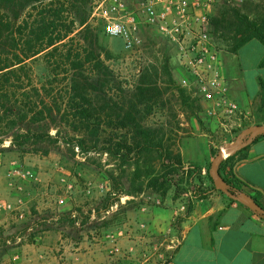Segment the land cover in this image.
<instances>
[{"label": "trees", "instance_id": "trees-1", "mask_svg": "<svg viewBox=\"0 0 264 264\" xmlns=\"http://www.w3.org/2000/svg\"><path fill=\"white\" fill-rule=\"evenodd\" d=\"M92 2L0 0V154L17 150L22 155H48L67 148L69 154L76 151L86 160L92 155L105 158L98 165L105 168L114 200L146 192L165 199L172 190L175 199L193 194L184 186L193 184L195 174L202 182V169L184 163L183 136L149 120L164 96L163 78L183 106L193 108L195 102L201 105L200 100L175 80L169 57L160 66L146 68L132 84L121 80L105 64L111 55L91 25ZM231 17L236 47L252 40L264 45V21L252 20L236 9ZM218 29L214 27L213 33L217 35ZM40 57L51 75L38 84L30 62ZM262 97L264 101V84ZM6 141L10 145L4 148ZM211 152L214 158L219 154L215 149ZM235 156L226 159L219 172L234 194L244 195L239 181L228 177ZM206 178L216 189L211 165ZM193 198L199 199L193 195L188 210ZM251 200L262 206L257 198ZM27 227L28 223L14 228Z\"/></svg>", "mask_w": 264, "mask_h": 264}, {"label": "crops", "instance_id": "crops-1", "mask_svg": "<svg viewBox=\"0 0 264 264\" xmlns=\"http://www.w3.org/2000/svg\"><path fill=\"white\" fill-rule=\"evenodd\" d=\"M220 43L222 71L230 81V98L245 117L235 121L231 127L222 128L217 119L208 115L206 105L201 103L203 121L187 123L188 132L181 139L183 161L186 165H196L207 171L214 161L211 150L219 151V147L212 146L209 135L237 128L239 132L234 136L228 135L223 143L232 141L230 145H244L250 138L251 142L245 146L247 148L236 151L233 172L228 177L239 181L245 193L240 197L246 202L255 197L264 208V67L261 65L264 45L258 40L241 47L232 46L226 40ZM257 132L263 136L255 140ZM201 143L207 148L204 158L199 159ZM3 160L0 155V199H8V195L13 193L18 196L27 192L22 186L8 187L4 175L8 167L3 166ZM149 196L159 198L161 204L149 200ZM126 200L134 203L126 206L124 221L117 224L111 221L106 226L96 223L103 222L107 218L105 216L109 220V216L114 214L113 206L107 209L106 214L101 213V217H97L92 209L87 214L81 209L76 211L78 214L73 212L68 221H60L51 217L36 219V211L33 212L34 217L20 220L17 214H9L7 208L0 204V238L13 232L18 224L28 223L24 234L11 235L12 238L6 241L14 244L23 242L16 247L15 253L4 252L0 247V264H110L101 242H106L109 248L114 244V247L137 252L142 241L160 240L165 244L168 264H264V215L244 203L230 201L215 189L205 192L199 199L193 198L192 210L179 204L172 191L165 199L146 192L137 197H126ZM27 204L24 202L22 205L26 216L30 210ZM176 216L181 218L178 229L174 226ZM35 227L38 228L35 230Z\"/></svg>", "mask_w": 264, "mask_h": 264}, {"label": "rangeland", "instance_id": "rangeland-1", "mask_svg": "<svg viewBox=\"0 0 264 264\" xmlns=\"http://www.w3.org/2000/svg\"><path fill=\"white\" fill-rule=\"evenodd\" d=\"M93 12H97L98 5L103 0H92ZM107 3V2H106ZM231 8L218 7L216 10V16L214 21L217 20L215 28H219L217 35L221 40H226L231 45H236V40L233 38V30L231 29L234 23ZM242 15L248 16L250 19L263 22L264 21V0L259 2L249 3L236 9ZM91 25L96 32L100 33L102 38V44L106 52L111 55V59H105V52L102 54L105 59V64L112 69L115 74L124 82L132 84L137 80V77L146 68H154L160 66L165 57L172 59V52L166 46L165 40L151 29L143 28V45L140 49L134 52H129L125 49V42L122 38L108 37L104 33L103 24L98 21L97 15L91 20ZM217 26V27H216ZM33 68V76L36 83H42L50 77V71L44 60L36 58L30 62ZM171 69L175 80L179 84V75L177 73L178 67L174 65L173 61L170 63ZM166 79H162L163 83H160L164 96L162 100L155 107L156 112L149 120L152 124H165L167 129L171 130L174 134L175 131L179 136H183L188 132L186 124L190 121H203L201 120V113L203 107L198 103H194L193 108L183 106L180 98L166 86ZM196 101V100H195ZM201 103V102H200ZM187 109V111H184ZM190 109H193L190 111ZM194 113V114H192ZM230 132L216 131L214 134H210L211 142L219 149L226 147L229 149L232 145V141L224 142L228 135L234 136L239 130L232 128ZM55 133V130H52ZM230 138V136H229ZM203 144H206L204 140ZM222 144V145H220ZM10 141H6L5 147H9ZM199 159L204 158L206 146L200 144ZM67 149V148H65ZM52 150L48 155L43 153L38 154H20L17 150H11L6 153L0 154L3 156V166L8 167L4 174L7 179V185L10 188H17L19 186L25 187L23 194L17 196V194L8 195V199H0V204L3 205H24L27 202L30 208L27 216L20 220H26V217H34L33 212L38 213L36 219L42 218H54L60 221L70 219L72 213L79 210H83L84 214H87L89 210L95 211L97 217H101L102 214L111 206L114 208V214L109 216V220L121 223L126 217V206L133 201L126 200V197L121 200H114L111 193V184L108 179L105 168L101 169L100 165L104 163V160H100L99 156H90L89 160L78 154L75 151V155L69 154L66 150ZM218 149V150H219ZM230 167V166H228ZM228 168L227 170H229ZM207 174V172H206ZM203 177L202 182L198 180V174H195L193 184L184 186L188 188L192 193L183 194L179 199V204H184L189 207V200L193 195L202 197L208 189H212L213 185L206 178ZM12 185V186H9ZM217 191H219L216 186ZM173 194L175 191L172 190ZM236 195H238L236 193ZM239 196V195H238ZM108 205H110L108 207ZM132 206V205H131ZM66 208V211L64 210ZM10 212L9 210H7ZM65 211V213H64ZM77 213V212H76ZM9 214H12L11 212ZM78 214V213H77ZM108 218V216H105ZM111 217V219H110ZM105 218V222L109 221ZM180 217L176 216L174 226L178 229L180 225ZM26 222L18 224L23 226ZM102 221H98L96 225H102ZM96 226H93V228ZM38 227H35L36 230ZM58 227H56L57 229ZM98 229L101 230L99 226ZM25 233L24 228L15 229L13 232H9L7 236L3 235L0 239V247L4 252L15 253V249L19 244L6 243L8 238H12L11 235H22ZM31 244V241H28ZM101 248L106 250L107 259L110 264H168L169 257L166 256L165 244L160 241L143 242L141 243L139 251L123 249L121 246L118 248L111 244L110 248L107 247L106 242H101ZM119 250L117 252L116 250Z\"/></svg>", "mask_w": 264, "mask_h": 264}, {"label": "built area", "instance_id": "built-area-1", "mask_svg": "<svg viewBox=\"0 0 264 264\" xmlns=\"http://www.w3.org/2000/svg\"><path fill=\"white\" fill-rule=\"evenodd\" d=\"M259 1L103 0L92 19L97 15L105 35L122 38L129 52L142 47L143 28L159 34L173 54L171 61L179 67V84L206 105L208 115L222 128H228L245 114L230 98V81L222 71L221 38L213 33V20L218 7L237 9ZM227 150L221 147L219 152ZM149 200L161 204L159 198L149 196ZM5 207L20 219L24 217L21 205Z\"/></svg>", "mask_w": 264, "mask_h": 264}, {"label": "water", "instance_id": "water-1", "mask_svg": "<svg viewBox=\"0 0 264 264\" xmlns=\"http://www.w3.org/2000/svg\"><path fill=\"white\" fill-rule=\"evenodd\" d=\"M256 134L261 135L262 133L257 132ZM250 142H251V138L244 145L235 144V145H232L226 152H219V154L214 158V161L211 165V172H212V176L215 180L216 186L218 187V189L220 191H222L224 194H226L230 199L244 203L250 209L257 211V212L261 213L262 215H264V208L262 206H260L257 202H253V201L246 202L242 197L234 194L219 172L220 165L226 159H228L230 156L234 155L238 149L247 146Z\"/></svg>", "mask_w": 264, "mask_h": 264}]
</instances>
